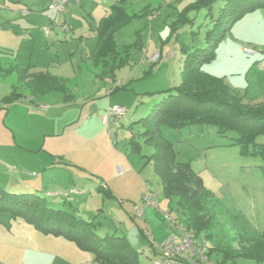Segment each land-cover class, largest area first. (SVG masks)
<instances>
[{"label": "rangeland", "instance_id": "374dc122", "mask_svg": "<svg viewBox=\"0 0 264 264\" xmlns=\"http://www.w3.org/2000/svg\"><path fill=\"white\" fill-rule=\"evenodd\" d=\"M10 1L14 0H5L6 6L15 7ZM170 1L159 2L161 11L155 18L139 13L140 7L130 12L138 16L116 35L118 51L129 49V64L106 83L98 78L93 87L91 77L79 79L80 53L91 52L92 41L82 45L51 43L50 73L70 80L69 100L62 93L32 97L18 82L16 71L0 76V188L12 195L40 197L48 208L90 224L92 233L100 238H126L139 253L141 264H155L157 256L149 252L151 244L181 236L179 227L184 228L185 223L179 199L164 195L151 160L154 145L142 136V119L162 100L160 93L181 85L187 52L207 50L214 44L207 35L226 0H215L212 9L189 12L186 9L197 0H179L175 5ZM231 1V9L246 2ZM167 8L175 13H164ZM31 16L21 22L20 35L33 28L42 33L45 30L43 20ZM225 27L216 30V37L222 39L204 71L209 69L229 86L242 82L248 96L262 93L264 68L256 61L264 51V8L234 20L228 31ZM138 38L147 48L151 45L150 54L160 51L162 60L144 63L145 54L134 46ZM27 50L32 51L31 44ZM38 56L46 58L47 52L38 50ZM14 90L23 94L24 100L4 104L3 98ZM244 99L245 104H257ZM113 105L126 112L113 125L105 126L102 117ZM160 130L165 141L174 146L178 161L189 164L202 177L206 191L219 202L215 204L220 224L213 234L215 242L240 240L241 236L242 244L237 247L242 249L251 242L264 241V159L243 154L235 144V132L220 135L211 125L179 130L162 124ZM133 140L139 145V153L132 150ZM258 142H264V136ZM146 196L149 203L144 200ZM32 197L27 200L32 201ZM156 201L159 208L151 206ZM139 209L143 210L140 218L136 216ZM17 210L0 209V264H100L95 252L82 249L77 240L41 231L37 224L47 220L31 223L25 215L15 214ZM167 212L176 224L165 219ZM199 240L213 245L204 236ZM236 264L264 263L241 255Z\"/></svg>", "mask_w": 264, "mask_h": 264}, {"label": "trees", "instance_id": "16d2710c", "mask_svg": "<svg viewBox=\"0 0 264 264\" xmlns=\"http://www.w3.org/2000/svg\"><path fill=\"white\" fill-rule=\"evenodd\" d=\"M214 2L215 0H197L188 6L186 11L212 9ZM231 5V0L225 1L218 19L214 21V29L207 35V39L215 41L214 44L207 50L187 52L181 85L160 93L162 100L142 119V136L146 143L154 145L155 153L151 160L161 179L164 195L167 198L175 196L179 199V211L185 217V230L196 238L204 236L208 241H213L212 247H209L210 255L213 257L216 253L217 256L213 258L220 264H236L241 255L264 263V241L251 242L248 247L242 249L237 247V244H242L243 238L240 235V240L233 238L227 239L226 242H215L213 234L220 226L215 204L219 202L206 191L202 177L194 172L189 164L178 161L174 146L165 141L160 130L162 124L179 130L193 125H211L217 128L220 135L235 132V144L240 146L243 154L261 156L264 159V142H258V139L264 136V102L245 104L244 97L238 95L224 78L204 71L205 65L214 60L217 43L222 39L216 37L218 27L226 25L225 30L228 31L234 20L241 19L255 9L264 8V0H246L242 5L235 6L237 10L231 9ZM137 16L136 13L130 14L125 0H119L109 15L99 22L97 45L91 57L94 67L100 72L99 77H109L113 80L116 72L129 64V49L123 53L118 51L116 35ZM210 34H213L214 38H210ZM134 46L143 50L140 38ZM16 74L18 82L32 97L40 98L54 93L64 94L67 100L72 97L65 79L50 73H30L28 68L19 69ZM24 98L23 94L14 90L3 98V103L18 102ZM131 144L133 152L139 153L138 143L133 140ZM30 196L8 194L0 188V209L13 211L16 208L18 210L15 214L25 215L31 223H38L39 219L47 220V223L37 224L41 231L64 234L77 240L82 249L95 252L96 261L100 264H141L139 253L126 238H100L92 233L90 224L83 223L63 211L48 208L45 200L40 197H32V201L27 200Z\"/></svg>", "mask_w": 264, "mask_h": 264}, {"label": "crops", "instance_id": "0c3cea01", "mask_svg": "<svg viewBox=\"0 0 264 264\" xmlns=\"http://www.w3.org/2000/svg\"><path fill=\"white\" fill-rule=\"evenodd\" d=\"M125 1L127 2V9L129 12H133L135 11L136 7H140L142 10L139 11V13L150 17V19L157 17L158 13L161 11L159 3L161 0ZM177 1L179 0H171L169 4L175 5L177 4ZM118 2L119 0H71L67 11L61 17H59L57 22H53L50 16L47 14L50 0L10 1L9 3H14L15 7H13L12 5L6 6L5 0H0V76H9L10 73L24 68H28L30 73H50L52 61H50V56H48V52L50 54V50L48 51V49L51 43L54 45H56L57 42H59L60 44L74 43L77 45H82L87 41H92L93 47L91 52L85 53L81 51L80 53L81 61L78 66V76L80 78L78 76L77 77L81 81H83L84 78L91 77V83H93V87L95 85V79L101 78L105 83L107 81H110L111 79L109 77H99L100 72L94 67L91 61V57L97 45L96 36L98 24L101 19L109 15L112 7L117 5ZM3 8L6 9L3 10ZM163 12H169L173 14L175 13L172 8H167L166 10H163ZM30 15H32L31 18H33L34 20L38 17L41 18V20H43L42 24L45 25V28L50 27L52 33L47 35L44 29L42 33V30L33 28L31 31L28 30V33L20 35L19 32L22 30L21 22L24 18L28 19ZM63 24L69 26V34H66L61 29V26ZM152 33L153 32L150 31L151 35ZM29 44L32 45V51L30 52L31 55L27 50ZM38 50L42 52L46 51L47 57L45 58L38 56ZM150 50V44L148 48L143 45L142 52L145 54V57H143L144 63L155 64V62L152 61V57L156 53L160 54V59L162 60L163 57L160 51L157 50L153 54H150ZM262 61V54H259V60L256 61L259 68H261L260 64L262 63ZM206 72L210 75L216 76V74L210 72L209 69H206ZM14 74H16V72ZM54 76L61 77V75L59 74H54ZM67 82L70 83V80L67 79ZM226 83L228 84V81H226ZM232 88L242 94L244 98H247L248 100L254 101L255 103L264 102V91L262 93L248 96L246 88H242V82H240L239 84H233ZM73 92L77 93V91L75 90H73ZM44 107L48 108L47 106ZM156 245L158 244H151V249L149 250L150 253L154 252Z\"/></svg>", "mask_w": 264, "mask_h": 264}, {"label": "built area", "instance_id": "2783aa9c", "mask_svg": "<svg viewBox=\"0 0 264 264\" xmlns=\"http://www.w3.org/2000/svg\"><path fill=\"white\" fill-rule=\"evenodd\" d=\"M71 0H50V4L47 10V14L50 16L53 22H57L68 9ZM61 29L66 33H70L69 26L63 24ZM45 33L49 35L52 33L50 27L45 28ZM248 54L252 55L253 52L247 50ZM263 61L260 64L261 68H264V51L262 52ZM160 54L156 53L152 57L153 62H158ZM126 110L118 105L109 107L105 115L102 117V122L105 126L113 125L118 119H120ZM146 202H150L149 196L144 197ZM151 206L155 208L160 207L158 201L153 202ZM143 210L139 209L136 214L137 217H142ZM165 219L176 222L172 219L169 213H165ZM182 231L181 236H172L167 238L161 244L155 246L154 252L151 254L157 256L155 264H170L172 262H181L183 264H220V262L214 259L210 255V249L206 241L201 242L199 238H196L192 233H189L183 227H179ZM155 253V254H154Z\"/></svg>", "mask_w": 264, "mask_h": 264}]
</instances>
